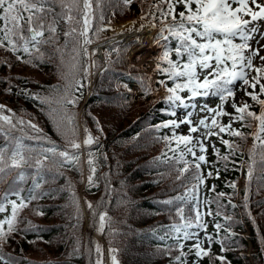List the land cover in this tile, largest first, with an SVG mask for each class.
Returning a JSON list of instances; mask_svg holds the SVG:
<instances>
[{"label": "trees", "instance_id": "trees-1", "mask_svg": "<svg viewBox=\"0 0 264 264\" xmlns=\"http://www.w3.org/2000/svg\"><path fill=\"white\" fill-rule=\"evenodd\" d=\"M155 3L158 0H131L127 4L125 0H102L97 6L93 0L92 15L100 20L101 16H109L107 13L111 9H117L120 16L127 18L137 16ZM56 12H61L60 7H56ZM73 15L80 19L81 13L74 10ZM56 27L54 35L45 32V38H53L47 44L39 45V52L32 48L31 56L22 50L13 53L0 47V105L4 106L3 114L11 117L16 125L11 128L0 121V146L11 147L19 139L25 146V156L31 157L24 164L27 166L18 171L24 173L25 180H11L0 194V203L6 206L0 219L11 215L9 201L18 200L14 191H20L26 199L37 196L19 211L16 231L8 235L6 243L0 241V254L11 264H94L98 245L96 234L101 233L117 250L120 264H171L163 249L170 243L166 231L172 226L173 218L169 214L178 201L176 198L185 196L192 174L189 172L178 179L183 164L173 158L166 161L171 149L165 144L164 134L156 127L164 121L166 109L161 102L148 98L133 100L130 94L118 91L116 81L120 75L140 77L127 61L126 47H119L112 55L108 70L84 105L90 78L84 37L79 36L82 22L70 25L58 19ZM71 27H76L77 32L65 37L64 33ZM18 56L21 58L17 59ZM76 80L83 84L79 91L72 89L78 97L77 103L75 106L63 103L67 86ZM259 105L254 100L249 110L257 114ZM65 116L72 117L71 125ZM19 120L25 123L19 124ZM29 121L41 131L28 127ZM107 124L115 129L107 132ZM253 124L254 120L245 113L243 137L233 138L232 148L226 151L233 157L225 167V175L231 177V184L236 185L239 176L237 169L242 155L239 143L246 142ZM80 126L84 130L87 128L98 143L86 147L85 161L81 149L78 163L60 167L61 158L44 150L56 146L59 152L67 148V140L73 138L72 127L76 128L74 138L80 142ZM89 151L94 153L92 166L96 169L95 184L91 186L87 181L91 174L87 163ZM43 155L49 159L45 161V167L39 169L38 176L35 160L42 159ZM85 177L82 197L89 214V230L85 228L77 191ZM4 180H0V184ZM36 182L41 185L39 189L34 187ZM231 184L222 180L217 187L218 193L222 191L229 195L227 231L237 226L241 228L232 201L234 188ZM169 200L171 204L164 203ZM104 212L107 217L101 232L99 214ZM252 237L257 244L255 233ZM257 253V258L263 261L264 252ZM225 261L243 264L234 251L228 253Z\"/></svg>", "mask_w": 264, "mask_h": 264}, {"label": "snow or ice", "instance_id": "snow-or-ice-1", "mask_svg": "<svg viewBox=\"0 0 264 264\" xmlns=\"http://www.w3.org/2000/svg\"><path fill=\"white\" fill-rule=\"evenodd\" d=\"M97 6L102 0H95ZM131 0H125V3H130ZM82 4V9H81ZM161 5H166L162 8ZM235 5V7H234ZM177 6H182L183 11H176ZM56 7H60L61 12H56ZM156 11L160 14L163 27L159 30L160 34L158 41H164V51L160 58V62L156 65V70L167 77V81H171V87L168 86L166 80H161L159 83L165 89V102L173 109L169 112L170 115L175 116V108L178 107H194L188 102L194 100L196 97L209 95L217 96L222 102L226 101V97H234V88L231 85L240 82L243 85L251 87L253 90L259 85L260 94H264V56L260 55V51L264 49V45L260 44L264 40V29L261 27V22H264V0H158L155 5ZM81 13L80 19L73 15V11ZM93 0H0V47L16 53L23 51L29 56L32 55V48L39 52V45L47 44L53 37L45 38V32L55 34L57 31L56 21L63 19L68 24L82 22V28L79 30V36L84 37L83 44L91 43L88 38V32L92 23ZM151 14V13H150ZM51 17V22H49ZM103 17L101 16V19ZM144 17H142L143 19ZM171 20L168 23V20ZM77 32L76 27H71L69 31L65 32V37L72 36ZM172 39L176 41L174 48L168 47V41ZM255 41V47L253 46ZM67 43V40H66ZM31 46V47H30ZM87 54V49H84ZM42 55V54H41ZM176 59H172V56ZM259 58L261 61L259 66L254 64V61ZM21 57H17L20 59ZM31 62V61H26ZM166 65V66H165ZM73 69L75 65L72 66ZM250 71L256 73L249 79ZM87 74V69H85ZM202 76V78H201ZM83 84L76 80L75 83H69L66 90V96L62 98L63 103L75 106L78 97L75 96L72 89L79 91ZM127 87V86H125ZM130 91V89H129ZM187 93V95H183ZM252 100L257 101L262 105V110L259 114L249 110V105L244 103L242 106H237L233 103L235 112L240 114L235 119L245 120L246 116L258 122V130L254 133V139L260 142V147L264 148V100L259 98V95L253 92L246 93ZM31 95V94H29ZM4 106L0 105V121L8 124L11 128L16 125L12 123L11 117L4 115ZM10 111V110H9ZM213 112L212 109H207ZM229 115L224 112L222 107L219 111H215L211 119V124L207 122V118L201 119L198 125H193L190 117L191 112L182 121L168 120L160 125H157V130L160 128H179L180 124L190 125L189 132L196 133L200 128L206 131L203 133V138L207 139L212 135L219 136L220 133L227 132L232 136H241L243 134L239 130H233L231 124L225 126L217 123V116ZM68 123L72 124V117L65 116ZM19 124H24L23 120L18 121ZM28 127L37 132L41 130L36 124L27 122ZM211 128H218L217 132L211 131ZM2 131V126H0ZM86 136L82 142H78L76 138V128H71V135L73 138L67 140L68 147L64 150L57 151L56 146L44 150L46 153H51L53 156H59L61 161L60 167L65 164L79 162L80 150L82 147L86 148L98 141L85 128ZM102 131V129H101ZM7 135V134H6ZM44 138V137H37ZM46 139V138H45ZM169 143L175 140L176 148L171 149L174 153L179 150V156L173 157L177 163H182L183 167L179 169L182 178L185 174L191 172L192 180L195 181L192 187L186 193L187 201H196V207L193 209L194 216L186 217L184 215V208L176 209L177 215L181 223L173 224L171 230L174 233L176 240V247L180 250V254L174 257L176 264H186L182 259L186 255L183 251L185 245L180 243L183 241H193L189 251H194L197 258L209 257L210 249H206L204 239L209 243L213 242L211 235L201 238L200 232L193 229L206 230L207 224L204 222L205 213L200 208V201L196 195L200 187L205 184L206 178H211L212 171H208L207 177L202 172V165L207 164L206 155L207 148L203 139H196L192 135H179L173 132L172 137H163ZM222 139V138H221ZM222 143L232 148L228 140H223ZM183 145V147H181ZM256 145H253V152L250 156L252 164L248 168L247 176L251 181L253 177L254 159ZM197 149L199 154H197ZM213 149L217 155L219 150ZM25 146L19 139L9 147L7 145L0 146V180H4L10 174V169H20L24 164L31 159L30 156H25ZM191 156L193 159L188 160L186 157ZM89 159L87 163L90 165L91 174L87 177L88 184L94 185L95 167L93 165L94 153H88ZM49 157L43 155L42 159H36L37 175L39 176V169L45 167V161ZM156 159H160L157 157ZM227 160V157H221ZM261 164L264 165V155H261ZM31 166V165H30ZM218 176V173H217ZM43 177H41L42 179ZM19 181H24L25 176L20 172L16 177ZM235 188V183L230 185ZM36 189L41 187L40 183L34 184ZM215 190V187L211 189ZM13 195L18 197V200H11V215L0 219V241L7 242V237L10 233L16 231V224L18 223L19 211L28 206L31 200L37 199V196L31 195L25 198L20 191H14ZM224 193H219V196H224ZM176 199L184 200L185 197H177ZM247 199V197H246ZM218 201L204 200V205H209ZM166 204H171L172 201H164ZM89 208L92 205L89 203ZM6 206L0 203V213L5 212ZM212 215L209 209L206 213ZM216 215H220L217 211ZM107 213L99 214V230L103 232ZM217 230L222 228V225L215 224ZM6 229V230H5ZM164 239V237H161ZM117 250L111 249L112 264H119L116 255ZM170 252L171 249L169 248ZM96 252L102 255V249L97 245ZM216 260L223 264L225 258L223 256H216ZM0 261L3 264H11V261L5 259L4 255L0 254ZM95 264H103L102 259H97Z\"/></svg>", "mask_w": 264, "mask_h": 264}, {"label": "rangeland", "instance_id": "rangeland-1", "mask_svg": "<svg viewBox=\"0 0 264 264\" xmlns=\"http://www.w3.org/2000/svg\"><path fill=\"white\" fill-rule=\"evenodd\" d=\"M235 7V5H234ZM150 18V16L148 17L147 16V19ZM129 23H118L116 26H115V29L118 27V26H121L123 25L124 27H128L129 25H127ZM261 27L262 29H264V22H261ZM120 30V29H119ZM253 43V46L255 47V41L252 42ZM260 44L261 45H264V40H261L260 41ZM260 55L264 56V49H262L260 51ZM261 63V61L259 60V58L257 57V59L254 61V64L256 66H259ZM254 74H256L254 71H250L249 73V79H251L252 76H254ZM235 88H236V95L233 99H230L226 102H221L220 105L217 106V110L216 108L213 107L212 110H214L213 112H209L207 111V109H211V108H205V109H201V110H193V107H187V108H184L185 109V112L183 113V115L181 117L178 116V114L175 115V120L176 121H182L186 118L187 116V113L188 112H191L192 113V116L190 117L191 121H192V124L193 125H198L199 121L201 119H204V118H207V122L209 124H211V119L213 117V115L215 114V111H219L220 108L222 107L223 111L224 112H235V109L233 108V103H235L237 106H239V104L244 100L246 99V87L247 85H243L242 83L240 82H236L235 84ZM212 96L209 95L206 97V103L208 104V101L209 99L211 98ZM199 98H196V101H198ZM190 105H194L193 102H189ZM190 108V109H188ZM219 118V119H223L224 122H226L227 120H230V119H233L231 114L228 115V117H225V115H222V116H217L216 119ZM226 118V119H225ZM236 121H230L231 124H234ZM107 132H110V131H113L115 128H112L111 125L107 124L105 126ZM189 128H190V125L188 124H180V127L179 128H175L173 129V132H175V134L177 136L179 135H192L194 137V140L193 142L195 143L196 139H203V142L207 148V151L213 149V145L216 147H218L221 143H222V140L217 136V135H212L210 137H208L207 139H204L203 138V133L206 131L204 128H200V130L196 133H190L189 132ZM218 129V128H217ZM216 128H211V131L213 132H216L217 130ZM197 154H199L198 152V149H197ZM205 177H207V173H205ZM198 232H200V236H204L202 230H199ZM190 242V241H189Z\"/></svg>", "mask_w": 264, "mask_h": 264}]
</instances>
